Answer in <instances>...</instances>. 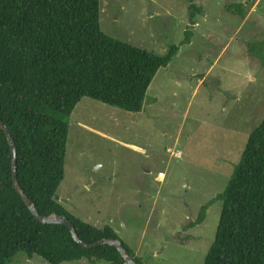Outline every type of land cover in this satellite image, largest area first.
Listing matches in <instances>:
<instances>
[{"label": "rangeland", "instance_id": "rangeland-1", "mask_svg": "<svg viewBox=\"0 0 264 264\" xmlns=\"http://www.w3.org/2000/svg\"><path fill=\"white\" fill-rule=\"evenodd\" d=\"M193 3L191 25L188 0H99L100 29L114 39L160 56L186 32L190 42L157 71L141 112L84 97L68 117L55 200L112 228L143 264H203L222 202L185 225L223 191L264 119V0ZM234 4L243 17L227 12ZM9 264L48 263L18 252Z\"/></svg>", "mask_w": 264, "mask_h": 264}, {"label": "trees", "instance_id": "trees-1", "mask_svg": "<svg viewBox=\"0 0 264 264\" xmlns=\"http://www.w3.org/2000/svg\"><path fill=\"white\" fill-rule=\"evenodd\" d=\"M188 1L194 25L201 9ZM239 8L234 4L226 10L243 17ZM190 36L186 32L180 45ZM179 46L160 56L106 35L100 29L99 0H0V120L16 148L20 189L41 217L67 218L80 240L119 239L135 264H143L141 258L112 228L82 221L54 198L64 176L68 117L84 97L141 112L154 76ZM10 161L0 129V264H9L18 252L48 264L82 259L124 264L110 246L86 250L64 225L35 221L13 188ZM214 201L222 207L203 264H264V119L249 133L223 191L185 228L201 224Z\"/></svg>", "mask_w": 264, "mask_h": 264}, {"label": "water", "instance_id": "water-1", "mask_svg": "<svg viewBox=\"0 0 264 264\" xmlns=\"http://www.w3.org/2000/svg\"><path fill=\"white\" fill-rule=\"evenodd\" d=\"M0 129L4 133V135L7 139V142H8L9 149H10V156H11L10 165H11L13 188L18 193V195L20 196V198L23 201L26 208L30 211L34 220L37 222H40L42 224L64 225L69 230L73 241L76 244H78L79 246H81L83 249L89 250V249L97 248V247L104 246V245L110 246V247L114 248L119 253L121 258L124 260V264H135L132 257L128 254L126 248L122 245V243L119 239H102V240H99L93 244H88V243L79 239V237L76 233V230L74 228V225L64 216L50 215L48 217H41L38 214V212L36 211L35 206L31 203V201L28 199V197H26V195H24V193L22 192V190L20 189V187L17 183V179H16V174H17L16 148L14 146L12 137L10 136L7 128L3 125L1 120H0Z\"/></svg>", "mask_w": 264, "mask_h": 264}, {"label": "built area", "instance_id": "built-area-1", "mask_svg": "<svg viewBox=\"0 0 264 264\" xmlns=\"http://www.w3.org/2000/svg\"><path fill=\"white\" fill-rule=\"evenodd\" d=\"M161 176H162V174H161V173H159V174H158V178H159V177H161Z\"/></svg>", "mask_w": 264, "mask_h": 264}, {"label": "clouds", "instance_id": "clouds-1", "mask_svg": "<svg viewBox=\"0 0 264 264\" xmlns=\"http://www.w3.org/2000/svg\"><path fill=\"white\" fill-rule=\"evenodd\" d=\"M158 174H159V173H158ZM158 174H157V179H159V178H160V177L158 178Z\"/></svg>", "mask_w": 264, "mask_h": 264}]
</instances>
